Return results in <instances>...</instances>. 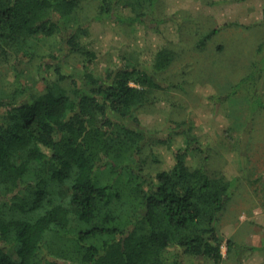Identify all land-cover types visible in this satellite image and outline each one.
I'll return each instance as SVG.
<instances>
[{"label": "trees", "instance_id": "16d2710c", "mask_svg": "<svg viewBox=\"0 0 264 264\" xmlns=\"http://www.w3.org/2000/svg\"><path fill=\"white\" fill-rule=\"evenodd\" d=\"M95 1L99 18L148 13L142 0ZM81 9L83 0H0V65L18 70L0 99V264L220 263L232 179L209 169L208 151L186 129L174 164L148 169L158 161L154 146L170 136L161 139L136 115L158 99L159 74L176 50L166 45L154 59L98 71ZM46 39L56 53L42 69L55 77L41 86L20 68ZM72 53L81 57L77 71L65 68ZM66 181L69 193L56 197L48 185Z\"/></svg>", "mask_w": 264, "mask_h": 264}, {"label": "rangeland", "instance_id": "374dc122", "mask_svg": "<svg viewBox=\"0 0 264 264\" xmlns=\"http://www.w3.org/2000/svg\"><path fill=\"white\" fill-rule=\"evenodd\" d=\"M149 1L142 0L147 15L132 19L127 9L119 17H96L98 2L83 0L80 15L89 22L97 70L123 59H154L166 45L176 50L173 63L159 74L165 84L155 93L158 99L136 111L143 127L163 140L170 136L156 143L158 161L148 169L171 167L174 151L187 144L183 130H190L208 151L209 169L232 179L219 220L223 260L201 264H264V0ZM213 30L217 33L202 44ZM38 42L39 54L20 69L44 86L43 79L55 74L42 65L56 47L47 39ZM64 61L68 70L81 68L78 54ZM17 71L13 63L0 65V99L15 87ZM188 161L195 165L200 156L192 153ZM55 184L48 186L56 197L69 193L68 181Z\"/></svg>", "mask_w": 264, "mask_h": 264}]
</instances>
